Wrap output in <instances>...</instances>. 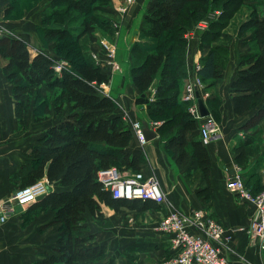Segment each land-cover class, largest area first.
<instances>
[{
  "label": "crops",
  "instance_id": "0c3cea01",
  "mask_svg": "<svg viewBox=\"0 0 264 264\" xmlns=\"http://www.w3.org/2000/svg\"><path fill=\"white\" fill-rule=\"evenodd\" d=\"M51 1L37 2L16 23L8 21L10 28L7 30L11 33L17 32L28 44L37 46L28 47L31 57L43 52L51 58H59L53 52L52 42L41 44L37 35L39 27L59 25H45L42 22L41 16L44 11H48ZM154 1L137 0L134 5L127 7L121 17V24L118 22L119 26L114 25L117 31L122 28V32L114 39L116 50L112 59H109L106 52L100 53L102 42H107L108 39L101 36L99 31H95L97 43L94 42L97 47L100 44L99 48L93 46L94 43L89 48L99 57V62L94 60L95 63L103 66V71L108 75V82L98 87L99 92L114 99V114L121 116L132 131L127 150L139 156V171L144 176L157 177L165 199L160 204L151 202L152 205L144 210L128 207L115 210L101 204V220H97L88 210L83 212L84 241L81 247H103L104 250L98 257L76 264H166L174 256L175 250L169 236L155 229L158 220L172 210L190 214L194 209H202L224 225L227 256L231 264H264V249L253 244L246 232V226L254 215V207L239 199L226 186V180L235 166L241 168L243 180L252 192H257L264 182V115L260 111L264 94L259 103L242 114H237L233 103L235 93L231 88V83L238 77L239 72L248 67L246 63L241 64V59L249 55L255 46L250 38L251 32L241 33L240 26L250 18L254 8L258 14L264 13V0L243 3L245 5L240 8L242 10L231 17L214 39L209 36L202 38L203 31H197V35L192 34L189 39L186 37L190 40L186 60L189 79L194 80L196 75L199 78L197 65H201L202 58L211 49H215V58L221 73L216 79L204 80L199 88V93L205 96L204 100L200 98L209 115L218 124L217 135L205 145L210 160L208 180L194 158L182 168L175 164L164 150L163 140L156 128L151 125L153 121L147 114V104L136 102L139 92L131 81L130 54L134 44H138L144 51H150L154 46L151 37L142 31L145 26V12ZM8 2L9 0H0V18ZM108 2L109 5L101 8L102 16L113 29L118 13L116 8L123 0ZM62 26L75 31L65 24ZM1 60L4 63L0 64V202L20 187L21 175L28 161L24 152L39 143L48 127L66 119L73 112L72 104L67 103L58 114L54 103L49 102L47 117L36 121L35 107L28 108L24 117L26 128L17 132L13 88L2 70L8 60L0 55ZM152 87L155 85H151L148 91L151 89L152 92ZM134 120L140 121L143 129L152 130L156 136L140 142L132 130L131 124ZM200 124L201 122H197V127L188 132V139L200 138ZM237 149L245 153L242 162L236 160ZM122 173L130 176L133 172L128 169L122 170ZM57 188L55 184H50L49 190L54 191ZM204 188L209 193L207 199L197 195ZM32 204L17 207L13 215L0 222V264H34L44 253L54 251L56 239L62 232L60 225L54 222V212L48 208H32ZM191 230L194 231L193 228Z\"/></svg>",
  "mask_w": 264,
  "mask_h": 264
},
{
  "label": "trees",
  "instance_id": "16d2710c",
  "mask_svg": "<svg viewBox=\"0 0 264 264\" xmlns=\"http://www.w3.org/2000/svg\"><path fill=\"white\" fill-rule=\"evenodd\" d=\"M18 1L9 0L4 15L13 11ZM39 1L27 0L26 3L31 4L25 10ZM95 1L69 0L71 8L84 12L81 30L76 35L71 29L63 27L62 23L55 27H39L44 42H54V48L64 55V59H69L72 54L71 69L63 68L59 75L54 74L50 62L52 59L45 53L38 52L31 57L29 46L24 40L0 37V55L8 60L3 70L8 78H15L14 115L19 127L24 129V117L31 98L40 95L41 86L60 89L53 101L56 113H61L66 103H71L73 110L69 117L48 127L39 143L24 152L28 161L21 175L20 187L42 178L58 187L33 202L32 208L52 210L54 222L60 225L62 231L56 239L54 251L44 253L34 264L83 263L103 253V247H81L84 241L82 213L86 210L101 220V204L115 210L120 207L144 210L154 202L149 199L115 198L97 180L99 169L119 164L122 170L140 172V158L127 150L132 131L121 116L114 114V99L98 90L100 85L108 82V75L103 71L105 68L95 63L93 52L87 45L82 47L79 44L83 37L89 43L97 41L95 31L99 21L106 26L109 24L92 11L96 9ZM249 1L252 0H236L234 6L227 9L231 0H155L145 12L142 31L145 35L159 39V42L149 52L138 44H134L131 49V81L139 92V99L146 100L148 89L155 85L154 99L147 102V114L152 121L160 122L156 131L163 140L164 150L179 168L185 167L194 158L207 180L210 166L207 149L200 139L187 137L188 132L197 127L198 121L187 112V103L180 98L179 87L186 78L185 33L207 18L208 12L219 9V14L208 19V25L201 33L202 38L209 36L214 39L227 25L237 6ZM58 2L52 0L49 7H55ZM209 7L212 10H208ZM62 12L63 8L54 11L49 9L51 17ZM49 18L43 17L45 25L50 24L44 21ZM243 28L252 29L250 38L255 46L240 61L241 64H248V67L241 70L231 83L235 93L234 111L237 114L259 103L264 94V13L260 15L254 8L250 18L240 26L241 33ZM100 47V53H104L102 44ZM214 51L211 49L201 60L197 73L202 81L221 75ZM138 54L142 58L140 61ZM21 79L23 85L17 82ZM260 111L264 115V102ZM48 113L47 103L37 104L35 120L44 119ZM236 153V160L242 162L244 151L237 149ZM205 189L198 191L197 195L207 199L209 193Z\"/></svg>",
  "mask_w": 264,
  "mask_h": 264
},
{
  "label": "built area",
  "instance_id": "2783aa9c",
  "mask_svg": "<svg viewBox=\"0 0 264 264\" xmlns=\"http://www.w3.org/2000/svg\"><path fill=\"white\" fill-rule=\"evenodd\" d=\"M135 0H125L131 4ZM121 11L123 8L120 9ZM208 25V17L200 20L196 28L205 29ZM0 27V37L4 36ZM189 32L185 37H189ZM102 46L108 54L109 59L115 55L116 47L112 43L102 42ZM92 57L99 62L96 53ZM108 63H110L108 61ZM108 65V64H107ZM197 65V70L200 68ZM57 72L67 68L65 61L53 64ZM202 87L199 78L190 80L185 84L184 94L181 100L187 103V112L200 124V141L206 145L218 133V124L208 114L201 116L197 105L196 92H200ZM155 90L152 92V100ZM204 100L205 96L199 93ZM157 121L151 122L152 127L158 126ZM132 130L137 135L140 142H144L143 126L140 121H132ZM97 180L105 190H109L113 197L124 199H149L160 204L164 201L165 195L155 175L144 176L142 172L132 173L124 176L123 173L114 166L97 171ZM226 186L234 192L236 196L254 207V215L250 218L246 226L249 240L264 249V182L257 192H252L243 180V174L239 166H235L232 174L226 180ZM50 189V184L45 178L39 179L33 184L20 187L10 196L0 202V222L16 212L17 207H24L42 198ZM191 228L194 229L191 230ZM155 229L169 236L175 254L166 264H231L227 256V246L225 240L226 228L215 218L208 215L202 209H194L190 214H185L178 210H172L164 214L157 222Z\"/></svg>",
  "mask_w": 264,
  "mask_h": 264
},
{
  "label": "rangeland",
  "instance_id": "374dc122",
  "mask_svg": "<svg viewBox=\"0 0 264 264\" xmlns=\"http://www.w3.org/2000/svg\"><path fill=\"white\" fill-rule=\"evenodd\" d=\"M26 1L27 0H20V1H18V3H17V5H16V7H14V9H13V11H11V12H9L7 15H4L3 14V16L0 18V27H1V29L3 30V34H6V35H8V34H10L11 32H10V30H7V28H10L7 24H8V21L9 20H11V21H13V23H16L19 19H21L22 17H23V15L25 14V9H26V7H28V6H30V4H31V2H27L26 3ZM41 1V0H40ZM59 2L57 3L58 5H56L55 7H52V6H50L49 7V9H52L53 11L55 10V9H59V8H63V10H64V12H62L61 14H57L56 16H54V17H51V15H49L50 13H49V9H48V11H45V12H43V14H42V22H43V17H49L50 16V18L49 19H47V20H44V21H49L51 24L52 23H56V24H65V25H67V26H69V27H71L73 30H75L74 32H72L74 35H76L77 34V32L78 31H76V30H81V25H82V22H81V18L83 17V14H84V12L82 11V10H76V9H74V8H71L70 7V4H69V0H58ZM137 0H135L133 3H131V4H127V3H125V0H123V2L119 5V7L118 8H116V10H118V13H117V16H116V18H115V20H114V24H113V29H112V26H110L109 24L106 26L105 24H103V23H101L100 21L97 23V26H96V31H99V34L101 35V36H103V37H105V38H107L108 40H106L107 41V43H115V40L114 39H116L117 37H118V35H120V33L122 32V28L121 29H119L118 31H117V28L114 26L115 24H118V22L121 24V21H122V19H121V17L123 16V13L126 11V9H127V7L129 8L130 6H132V5H134L135 4V2H136ZM232 2H230L231 3V5H229L228 7H226L227 9H230V8H232L231 6H234V4L235 3H233L234 1H236V0H231ZM77 2V1H76ZM108 2V0H106V2L105 1H103V0H96L95 2H94V4L96 5V9L95 8H93L92 9V11H94V14L96 15H98L99 17L100 16H102L103 14V9H101V8H104V7H106L107 5H109V2ZM37 3V2H36ZM36 3L34 4V6L36 5ZM111 5V4H110ZM243 5H245V4H241V5H239V6H237V8H236V10L234 11V14L238 11H241L242 9H240ZM220 6V5H219ZM218 6V8H220ZM33 7V6H32ZM31 7V8H32ZM83 7V6H82ZM30 8V9H31ZM121 8H123V10L121 11L120 9ZM211 9V7H209L208 8V10H210ZM29 10V9H28ZM96 10V11H95ZM101 10V11H100ZM207 10V11H208ZM212 10V9H211ZM50 12H52V11H50ZM216 12L219 14V12H220V10L219 9H217V10H214V11H212V12H208V14H207V16H208V19L209 18H211V17H213V15L214 14H216ZM48 13V14H47ZM252 13V12H251ZM251 13H250V15H251ZM116 14V13H115ZM233 14V15H234ZM103 17V16H102ZM103 19H105L104 17H103ZM57 22H56V21ZM106 20V19H105ZM230 21V20H229ZM229 23V22H228ZM118 26H119V24H118ZM12 27V26H11ZM75 27H76V29H75ZM114 28L116 29V30H114ZM15 29H13V31H14ZM243 30L244 31H242V33L243 32H245V33H249V32H251V28H243ZM72 31V30H71ZM197 31L198 32H202V30L201 29H197L196 28V25L194 26V27H191L189 30H187V32L185 33V35L189 32V34L190 35H192V34H194V35H197ZM240 32H241V30H239ZM10 32V33H9ZM118 34V35H117ZM37 35H38V37H39V40L40 41H38V42H40L41 44H45V42H44V40H43V38H42V35L40 34V32H39V30H37ZM148 36V35H147ZM9 37L10 38H12V37H18V38H20V39H22V40H24L27 44H28V42L25 40V39H23L22 37L23 36H21V35H18V33L17 32H13V33H11L10 35H9ZM149 37H151V39L153 40V43H154V45H156L158 42H159V39H156L155 37H152V36H149ZM188 39L190 38V37H187ZM186 38V45H185V63H186V60H187V49H188V46H189V43H190V40H188ZM97 43V42H96ZM96 43H94V45L93 46H95L96 48H99V46L97 47L96 46ZM31 44H33V43H31ZM31 44H28V46H31V47H37L35 44H33V45H31ZM52 44H53V48L55 47V43L54 42H52ZM79 44H80V46H82V47H85V45H87L88 46V48L90 47V45L92 44V43H89V42H86V40L84 39V37L81 39V42H79ZM97 45H100V44H97ZM116 46V45H115ZM65 50H68V48H66ZM77 50V49H76ZM105 51V50H104ZM53 52L56 54L55 56H59V58H55V57H53V58H51L52 60L50 61L51 62V67H52V69H53V72H54V74L56 75H59L60 74V72H57L54 68H53V64L54 63H57V62H60V61H65L66 63H67V68L68 69H71V65H70V59H72V54H70L69 55V59H64V55H60V54H62V53H60L59 51H57L56 50V48H54L53 49ZM149 52V51H148ZM60 53V54H59ZM146 54V52L145 53H143L142 55H145ZM131 56L133 55L132 53L130 54ZM138 57H139V61L142 59L140 56V54H138L137 55ZM7 59V58H6ZM58 59V60H57ZM4 63V61L3 60H1L0 61V64H3ZM132 63H133V59H132V61H131V66H132ZM187 64V63H186ZM3 68H4V66L2 67V70H3ZM3 73H4V75L6 76V78H7V80L9 81V83L12 85V88H13V80H15V78H8L7 77V74L4 72V70H3ZM191 75H193V74H191ZM18 77V76H17ZM190 78V75H189V72H188V70H187V66H186V78L183 80V82H182V84L180 85V87H179V89H180V91H181V93H180V98H181V96L184 94L183 92H185L184 91V89H185V84H187L191 79H189ZM196 78H198V76L196 75V76H194V80L196 79ZM199 79H200V77H199ZM157 81V80H156ZM18 83H20L21 85H23V83H24V81H23V79H21V81H17ZM200 82H201V84L203 85V81L200 79ZM40 90H39V96L38 97H35V98H31V102H30V105H29V107L28 108H31V107H36L37 106V104H45V103H47V104H49V102H52V103H54L53 101H54V97H55V95L58 93V92H60V89L58 88V87H54V88H47V87H45V86H41V88H39ZM99 90V89H98ZM152 90H155V87L153 88L152 87ZM153 92V91H152ZM152 92H151V89L149 90V93H148V98L146 99V100H140L139 99V97H137V99H136V102H138V103H146L147 104V102H151L152 101V96H150V94L152 95ZM26 94V93H25ZM153 99H154V95H153ZM67 104V103H66ZM54 106H55V104H54ZM38 114H40V113H38ZM38 116V115H37ZM160 123V122H159ZM24 125H25V123H24ZM26 127H24V129H25ZM24 129H21L20 127H19V125L17 126V132H20L21 130H24ZM120 165V164H119ZM119 165H115L114 167H116L117 169H119L121 172H122V168L119 166ZM20 187H18L17 189H19ZM16 189V190H17ZM209 215V214H208Z\"/></svg>",
  "mask_w": 264,
  "mask_h": 264
},
{
  "label": "water",
  "instance_id": "95a60500",
  "mask_svg": "<svg viewBox=\"0 0 264 264\" xmlns=\"http://www.w3.org/2000/svg\"><path fill=\"white\" fill-rule=\"evenodd\" d=\"M196 97H197V105H198V109H199V113L201 116H206L209 114V111L207 110L203 100L200 98L199 93L196 92L195 93ZM156 136V133L153 132L152 130L149 129H143V137L145 140H149L153 137Z\"/></svg>",
  "mask_w": 264,
  "mask_h": 264
}]
</instances>
